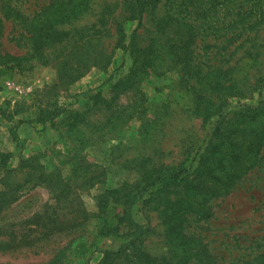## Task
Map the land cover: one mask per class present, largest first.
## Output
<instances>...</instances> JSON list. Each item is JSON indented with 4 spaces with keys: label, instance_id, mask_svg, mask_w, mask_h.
<instances>
[{
    "label": "rangeland",
    "instance_id": "1",
    "mask_svg": "<svg viewBox=\"0 0 264 264\" xmlns=\"http://www.w3.org/2000/svg\"><path fill=\"white\" fill-rule=\"evenodd\" d=\"M49 1L0 0L1 49L24 63L0 65V264H144L142 249L154 264H201V248L218 264H264L257 257L264 252V149L230 193L206 200L211 216L187 213L170 231L165 193L148 199L152 186L136 189L151 170H176L184 161L193 169L212 143L215 117L205 122L196 113L182 83L188 58L176 57L164 38L159 56L149 52L157 38L150 15L138 29L144 53L134 62L118 46L117 23L127 44L138 26L124 0H86L62 24L65 39L35 48L29 14ZM249 33L264 50V27ZM211 48L203 41L196 62L212 64ZM243 56L240 47L229 64L245 81L251 72ZM79 68L84 73L75 79ZM262 90L231 104H258ZM55 108L61 113L53 124L37 120ZM176 189L170 198L183 193ZM191 194L201 198L202 191ZM126 206L139 225H126ZM104 221L119 227L104 235Z\"/></svg>",
    "mask_w": 264,
    "mask_h": 264
},
{
    "label": "trees",
    "instance_id": "2",
    "mask_svg": "<svg viewBox=\"0 0 264 264\" xmlns=\"http://www.w3.org/2000/svg\"><path fill=\"white\" fill-rule=\"evenodd\" d=\"M85 1L50 0L39 10L34 8L28 18L32 45L40 48L44 44L65 39L69 31L62 29V24L80 15L85 9ZM124 8L127 19H137L138 26L127 44L125 30L117 23L118 46L128 50L135 62L144 53L138 45V29L144 27L149 16L153 15L151 20L157 38L149 52L159 56L162 47L159 39L164 38L173 43L176 57L181 59L186 55L188 60L183 66L186 76L182 77V83H189L188 89L193 94L195 111L205 122L215 117L212 143L200 155L193 169L185 165L184 161L176 170L146 172L138 182L136 190L153 187L149 191L152 196L148 199H152L154 194L165 193L168 204L164 209V219L169 230L176 231L181 226L177 224L179 219L187 213L192 212L201 217L211 216L213 212L206 200L230 193L235 184L257 164L256 157L264 149V98L258 104H231L233 98L242 99L250 97L256 91L263 92L264 50L262 44L255 41L257 35L253 36L249 32L264 27V0H124L123 10ZM3 26L0 17V34ZM99 32L100 29H96L93 37L98 36ZM206 39H209L212 47L211 52L206 54L212 64L203 65L199 59L196 62V53L197 57L202 55L198 49H202V43ZM249 41H252V45L247 44ZM240 47L244 49L246 72H251V77H245V81L233 74L235 65L229 64L231 55ZM98 57L99 54L93 57L94 63H97ZM0 65L21 68L24 63L20 55L3 51L0 44ZM76 71L78 74L74 78L78 79L84 70L79 68ZM60 113L59 108L48 109L46 114L41 111L37 120L53 124ZM9 117V120L13 119L12 115ZM11 168L8 166L6 169ZM177 187H182L183 193L170 198L171 192L174 193ZM196 189L202 191L201 198L191 197L192 191ZM185 191L187 194H184ZM123 217L127 218L126 225L129 228L139 225L133 220L132 212L127 206L123 210ZM118 225L116 222L104 221L100 233H114ZM134 241L135 239L129 240L126 247L131 246ZM140 251L144 264L155 263L143 249ZM122 252V249L108 251L113 255ZM197 256L200 257L201 264H218L204 248L198 250ZM257 257L264 259V252Z\"/></svg>",
    "mask_w": 264,
    "mask_h": 264
}]
</instances>
